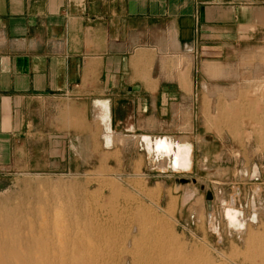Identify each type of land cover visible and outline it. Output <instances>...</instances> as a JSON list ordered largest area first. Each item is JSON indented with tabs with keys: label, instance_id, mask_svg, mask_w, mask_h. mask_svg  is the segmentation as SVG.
<instances>
[{
	"label": "crops",
	"instance_id": "obj_1",
	"mask_svg": "<svg viewBox=\"0 0 264 264\" xmlns=\"http://www.w3.org/2000/svg\"><path fill=\"white\" fill-rule=\"evenodd\" d=\"M240 42L264 48V0H0V168L94 129L122 153L193 134L199 58Z\"/></svg>",
	"mask_w": 264,
	"mask_h": 264
},
{
	"label": "rangeland",
	"instance_id": "obj_2",
	"mask_svg": "<svg viewBox=\"0 0 264 264\" xmlns=\"http://www.w3.org/2000/svg\"><path fill=\"white\" fill-rule=\"evenodd\" d=\"M197 68L199 81L194 87L197 108L180 123L190 130L193 126L196 129L190 135L186 134V128H182V134L175 129L171 134L172 139L192 145L188 171L172 172L168 161L148 155L140 140L127 144L126 153L119 148L107 150L98 140L101 130L94 129L93 136H83L71 144L33 147L36 153L28 160L23 159L22 165L0 168V209L14 210L20 217L28 216L36 201L29 192L36 191L44 181L70 189L69 197L76 199L77 212L103 210L112 216L122 210L124 224L118 228L121 239L109 253L113 264H124L125 259L129 264L131 237L127 240L122 236L132 229L138 241L142 235L148 240L143 245L144 252L152 257L148 258L150 262L159 249L153 247L156 236L161 235L160 243L166 244L165 253L174 264H264V48L248 57V42H240L236 49L227 47L213 55L206 53L203 61L199 58ZM181 179L189 182L181 183ZM102 181H111L116 188L124 189L119 204L108 199L99 201L90 195ZM142 188H147L152 196L142 195ZM69 192L65 195H70ZM209 192L213 195L210 201L206 198ZM130 195L139 201L145 197L141 202L149 205L146 210L152 212L155 220L147 218L141 223L143 226L132 223L136 217L131 214L134 210L126 215L122 208L125 196L130 198ZM48 201L50 212L61 209L57 204L54 208L52 199ZM228 206L243 212L247 223L243 231L226 225L223 211ZM128 215L132 216L130 220ZM254 215H257L256 223L251 222ZM140 228L146 229L147 234ZM253 232L258 237L251 242L249 236ZM121 249H124L122 253Z\"/></svg>",
	"mask_w": 264,
	"mask_h": 264
},
{
	"label": "bare ground",
	"instance_id": "obj_3",
	"mask_svg": "<svg viewBox=\"0 0 264 264\" xmlns=\"http://www.w3.org/2000/svg\"><path fill=\"white\" fill-rule=\"evenodd\" d=\"M107 118L108 114L106 112L103 115V120ZM107 129L108 131H110L109 126ZM148 137L142 136L140 138V141H142V143H144L146 147H144V150L148 155H151L155 160L166 159L169 166L171 167L168 168H170L172 172H186L190 169V156L192 152L191 144L173 141L169 138L167 140L166 137H159L155 140H151ZM111 138L109 135H107V147L110 146ZM107 180L108 179L106 178V181ZM40 184L41 185L37 187L38 189L36 188V191L33 190L29 192V194L36 197V201L34 203L35 206L31 207L30 209L28 208L29 217L17 216L16 212L11 209H0V264H113V261L110 259L111 256L109 255V253H111L110 250H113L115 247H117V244L121 239L119 235L121 234L119 232L120 229L118 230V228L121 227L122 224H124L125 218L121 216L123 212L120 213L122 210L119 211V213L115 212L116 214H113L112 216H108V214L103 210L100 212L98 211L96 213H91L90 209L89 212H82L77 208V212L74 209L76 199L73 200V198L69 197L71 196V191L69 192L70 189L63 188L58 184L52 185L44 181ZM147 190V188H142L140 193L150 198L152 195L150 192H147ZM67 191L70 193V195H65V192L68 194ZM123 191L116 188L113 183H111V181L107 183H105V181H102L98 189H96L95 192L93 191V193L91 192L90 195L93 196V198L98 199L99 201L108 199L111 202H118L121 198L120 196L123 195ZM87 197L89 198V194L87 195ZM125 197L126 198H124L122 208L127 211H125L126 215L128 211L130 212V210H134V213L131 212V214L136 217L132 219V223L135 222L137 223V225H140L141 223H144L146 220H148L147 218H150V220L152 221L153 219L155 220L152 212L146 210L149 208V205L147 206L146 203H143L145 201V197H143L144 201L140 199L143 202L135 199V197L131 198V195L130 198L127 196ZM64 198H66V200ZM48 199H52V203H55L54 208H56L57 204L60 205L61 209H58V211L54 210L53 212H50L49 210L51 208L49 210L47 209L49 205ZM89 200L90 199H88L87 201L89 202ZM170 201L175 202V200L172 201L171 198ZM119 203L120 202H118V204ZM150 204L158 209L156 203L150 201ZM89 207L92 208L91 206ZM112 208L115 209L114 207ZM92 212L94 211L92 210ZM149 214L151 215L148 216ZM129 216L131 215H128V220H130ZM128 220L126 222H128ZM251 222L256 223L257 221L255 219H252ZM141 225L143 226V224ZM244 228L245 227H240L239 229H237V231H243ZM131 231L133 232V229ZM132 232L128 233V235H126V233L125 236H122L123 239L127 240L129 237H131L130 242H132V250H130L129 248L128 250L132 252V258L130 259L129 264H174V261H171L167 257V253H165L167 249L166 244L160 243L163 242L162 238L160 237L161 235L156 236L158 237V239L154 241L155 244L153 247H156L155 249H159L157 252H155L156 256L153 261L150 262L148 258L151 259L152 257H148L145 253L146 251L144 252L146 247L143 244H145L144 242L146 241V238L141 234L142 237H139V242L137 240L138 238H135V236L132 235ZM253 233L250 234V238L248 237L250 239L249 241L251 242L256 241L258 237V235ZM146 234L145 236H147ZM153 235L154 234H152V236ZM147 238L149 239V237ZM125 241L126 240H124V242ZM121 242L123 243V241ZM253 244L251 243V246H253ZM124 249H121V253L122 251H124ZM155 249H153V251H156ZM126 252L127 249L125 253ZM127 261L128 259H125L124 264H127Z\"/></svg>",
	"mask_w": 264,
	"mask_h": 264
},
{
	"label": "flooded vegetation",
	"instance_id": "obj_4",
	"mask_svg": "<svg viewBox=\"0 0 264 264\" xmlns=\"http://www.w3.org/2000/svg\"><path fill=\"white\" fill-rule=\"evenodd\" d=\"M223 216L226 221V225L230 229L237 231V229H239L240 227L247 228V223L241 210L236 209L233 206H228L224 208ZM254 217L257 219V215H254L251 217V220L254 219Z\"/></svg>",
	"mask_w": 264,
	"mask_h": 264
},
{
	"label": "water",
	"instance_id": "obj_5",
	"mask_svg": "<svg viewBox=\"0 0 264 264\" xmlns=\"http://www.w3.org/2000/svg\"><path fill=\"white\" fill-rule=\"evenodd\" d=\"M192 181L195 182L194 179H193ZM180 182H181V183H187V182H189V180H188V179H181ZM206 198H207V200H209V201L212 200V198H213L212 193H210V192L207 193Z\"/></svg>",
	"mask_w": 264,
	"mask_h": 264
}]
</instances>
